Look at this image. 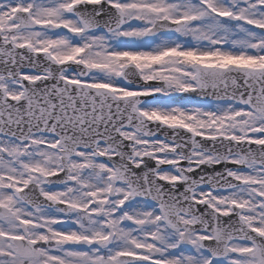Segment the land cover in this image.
Listing matches in <instances>:
<instances>
[{"label": "snow or ice", "instance_id": "1", "mask_svg": "<svg viewBox=\"0 0 264 264\" xmlns=\"http://www.w3.org/2000/svg\"><path fill=\"white\" fill-rule=\"evenodd\" d=\"M0 264H264V0H0Z\"/></svg>", "mask_w": 264, "mask_h": 264}]
</instances>
